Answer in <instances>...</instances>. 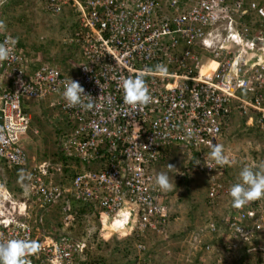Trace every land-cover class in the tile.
Returning a JSON list of instances; mask_svg holds the SVG:
<instances>
[{
	"label": "built area",
	"instance_id": "1",
	"mask_svg": "<svg viewBox=\"0 0 264 264\" xmlns=\"http://www.w3.org/2000/svg\"><path fill=\"white\" fill-rule=\"evenodd\" d=\"M9 1L0 0V21ZM70 3L81 11L69 39L75 50L70 71L28 57L0 26V43L12 48L0 62V165L20 170L34 203L15 199L0 185V240L36 241L40 248L26 257L28 264H91L82 257L83 241L53 235L57 228L38 241L39 231L28 222L32 205L45 210L64 192L53 181L60 167L37 161L24 142L32 123L24 102L47 99L69 126L58 137L61 155L90 167L73 176L67 191L97 204L105 218L124 216L137 239L132 264H153L140 242L149 232L169 240V208L155 177L173 159L171 149L185 154L183 171L206 178L209 213L193 248L198 264H231L241 248L264 264V197L232 206L228 189L237 179L227 176L238 159L232 151L225 149L228 164L204 163L210 145L220 143L238 117L244 129H264V52L252 49L255 39L264 40V0H47L57 12ZM212 62L215 69L203 72ZM157 64L166 65L167 73L148 71ZM140 72L152 99L131 107L120 84ZM70 77L97 98L93 109L67 106L63 82ZM73 216L65 214V227ZM210 240L219 242L222 254L208 261L215 248Z\"/></svg>",
	"mask_w": 264,
	"mask_h": 264
},
{
	"label": "rangeland",
	"instance_id": "2",
	"mask_svg": "<svg viewBox=\"0 0 264 264\" xmlns=\"http://www.w3.org/2000/svg\"><path fill=\"white\" fill-rule=\"evenodd\" d=\"M34 7L32 5L26 8L18 6V11L15 9L10 12L8 11V13L6 12L5 22L7 23L9 33L20 39L30 55L43 51V53L46 52L47 54L46 58H49V50L55 48L61 51L62 39L67 37L69 31L58 30L56 25L51 24L53 23L52 19L48 17L42 16L40 18L36 16L37 9L33 10ZM56 19L60 20L59 18ZM46 101L48 102L47 99ZM46 101L41 100L39 102L40 105L38 104L39 107L36 111L39 113L35 115L33 111L31 112L32 123L28 135L31 138L33 137L32 139L34 140L31 142L32 148L29 146V155L34 156L37 161L49 160L55 166L60 167L62 172L54 174L53 181L62 185L66 192L71 173L73 175L74 172L82 171L85 166L74 160L68 161V163L64 161L66 164L62 161V155L57 142L60 132L62 130L68 131L69 126L66 124L63 112L48 108ZM42 103L43 106L41 105ZM33 104L36 105L37 103L34 102ZM33 130H37L38 133L34 134ZM219 144L224 145L225 149L232 151L238 158L233 166L229 168L227 178L237 179L241 168L245 165H250L251 161L254 163L253 166L264 163V130L244 129L235 125L222 134ZM175 152L173 153L175 161L173 160L174 162L170 164L175 165V169H179V174L175 175L173 169L169 170L167 168L169 161L164 162V168L173 185L171 190L166 191V195L162 199V202L165 204H170L171 212L174 213V219H172V223L168 227L170 239L166 240L163 246L161 243L149 242L150 250L148 254L153 255L152 258L156 257V264H192L193 262L194 264H198L199 258L197 252L199 251L193 248L198 242L200 232L204 228L205 217L207 218V213H209L206 204V178L203 174L193 171H183L186 156L181 151ZM169 156H172V154L169 153ZM0 178L4 179V182L8 181L3 171H0ZM8 179L11 181L12 178ZM13 184L11 187L16 190L13 192L15 199L28 200L30 204H34L30 200L31 195L27 191L26 193L22 191V183L20 184V182L18 183V181L14 180ZM77 207L73 209L75 221L68 228L71 230L70 234L73 237L84 239L87 245H89V249L91 246L87 259L90 262H97L98 264H132L133 258L136 255L133 248V240L127 241L123 237L118 239L115 234L111 239H108L107 231L101 230L98 214L95 211L90 212L91 210L89 211L88 209L83 214L81 213V207L78 205ZM36 211L34 209V214H37ZM220 211H222L221 208L212 211V213L217 216V214L221 213ZM53 212L51 213L52 216ZM38 216L37 220L31 218V215H29L28 219L33 224L34 220L40 221L42 218L41 214ZM52 216L50 220L46 221L47 225L52 224L53 226L61 227V217L55 216L54 218ZM103 236L105 239H103ZM211 241H213L214 250L216 251L213 250V257L209 256L208 261L222 254V247L217 245L219 242L210 240L209 243ZM199 242L202 241L200 240ZM163 247L164 252H162ZM154 250L158 253L154 252ZM166 251L169 254H166ZM188 252L189 254L192 252L195 257L190 256L191 259H189V255L187 256ZM235 254V257L232 256L231 264H261L257 255L246 256L242 250H239Z\"/></svg>",
	"mask_w": 264,
	"mask_h": 264
},
{
	"label": "clouds",
	"instance_id": "3",
	"mask_svg": "<svg viewBox=\"0 0 264 264\" xmlns=\"http://www.w3.org/2000/svg\"><path fill=\"white\" fill-rule=\"evenodd\" d=\"M77 1L82 2L84 0H77ZM71 4L72 3L65 5L60 11L57 12L52 7L48 8L47 0H10L8 2V4L2 8L3 19H2V21H0V26H3V24H4L7 32L9 33V30L7 28V23L5 22V13L6 12L8 13V11L10 12V11L15 10V9H17V11H18V9H19V8H17L18 6H22L25 8L29 5L35 6L33 8V10L37 9V11H36L37 13L35 14L36 16H39L40 18L42 16L48 17V18L52 19L53 23H51V24L56 25L58 30H63V31H67V32L69 31L67 37L62 39V42H61V47H62L61 51L62 52L59 49L56 50L55 48H53V50H49V52H50L49 58H46V55H47L46 52L43 53V51H41V50H40L41 52H38L34 55H30L29 52L27 51V49L24 46H21L19 44L20 39L18 37L14 36L11 33H9V35L17 41V45L23 50V52L28 57H30L34 60L38 59L39 61L45 59V62L48 61V63H52L53 65L57 66L60 70L70 71L71 70V66H70L71 58L74 55V51H75L71 47V45L69 44V39L74 35V34H70V31L74 30V32H75V28L77 27L78 20H79L80 14H81V11L78 10V7L75 5L72 6ZM56 18H59L60 20H58ZM63 51H65V52H63ZM11 54H12V48L9 46L8 42L5 41L4 43H0V62H3L5 60L9 59L11 57ZM148 71H150L153 74L164 75L167 73V66L163 65V64H157V65L153 66L151 69H149ZM120 86H121V89L123 92V100H124V103L126 105L131 106V107H136V106L147 105L148 103L151 102L152 97L150 95V91H149V88L147 86L143 72L137 73L135 76L130 75L127 77H123ZM63 89L64 90L62 93V97L66 101V104L68 107H80L81 109H84V110H91L95 107V100L97 98H94L90 94H87L84 87L78 81L72 79L71 77H70V79H67L63 82ZM30 102H40V101H26V102H24L23 106L25 107L26 111H28V108L26 107V105ZM236 121L237 122H235L233 126L236 125V126L242 128V126H243L242 122L244 121V119L238 117L236 119ZM248 129L257 130V131H263L264 130V129L254 128V127H251ZM188 135L191 136L192 133L189 131ZM175 151H177V150L171 149V154H172L173 159L167 160V161H169V163L175 161L174 157H173V153H176ZM63 158H65V157H63ZM65 159L68 160L67 158H65ZM68 161H71V160H68ZM210 161L214 162L216 165H220V166H223V165L229 163V158L226 154V150H225L224 145L219 144V143L210 145V150L207 153H205L204 163L206 164V166L212 168V165L209 163ZM195 163L199 164L200 161L196 160ZM66 167H67V165H66ZM83 168H84L83 170H87V166H85ZM167 168L169 170H171V169L175 168V166L172 164H168ZM78 172H80V171H78ZM78 172H76V173H78ZM72 178H70V180ZM20 179H21V183H22L21 186H23V180L21 177V173H20ZM155 183L161 190H164L165 195H166V191L171 190L172 186H173L166 171L165 172L161 171L156 175ZM0 185L5 187L9 192H11L14 195V193L9 190V188L6 186L5 182H3L1 179H0ZM69 187H70V182H69V185L67 187L68 188L67 190H69ZM22 191H24V189H22ZM24 192L26 193V191H24ZM228 193H229V196L231 197L232 206L236 207V208H241L251 201H255V200L260 199L261 197H264V163H261L258 166H247L246 165V166L242 167L241 170L239 171L236 182H234L229 187ZM66 196L72 197L74 199V201L90 205V208H92V209L90 211V208L88 207V210L90 212L95 211L98 214L99 222L101 224V230L105 231V232L107 231L108 239H111V237L115 234V235H117L116 237L118 239H121V237H123V239H125L127 241L133 240V248H134V243H136L137 239L135 238L134 233L130 232L128 229L130 226L129 222H122V220H125L124 216L116 217L114 219L105 218L104 217L105 214H102L104 211L102 209H100L97 204L91 203L89 201L78 200L69 191L65 192V188H64V192L61 195V199L66 197ZM19 201H24V199L19 200ZM166 206L169 208V219H168V222L166 225V230L169 233L168 227H170V225L172 223V219H174V213L171 212L170 204H166ZM49 208H50V206L48 208H46L45 210H43L44 208L43 209L38 208L34 205H32L31 209L29 208L28 213H29V215L32 216L31 218H34L37 220L39 217L38 215H40V214L42 215V218L40 219V221L34 220L33 224L31 223L30 219H28V222L32 226L34 231L36 230L35 223H38L39 227H40V229L38 228V230H36V231L41 230L42 227L44 226V222H46V220H47L46 217L50 216V213H47V212H49V210H48ZM34 209L37 210L36 211L37 214H34ZM69 212L72 213V215H74L73 217H74V221H75V214H74L73 208H70V205L68 207L66 205L65 206V212L62 213L61 222L63 221V217L65 216V214H67ZM114 221H117V225L114 229H110L109 227ZM73 222L67 227H65L63 225V222H62L61 227L55 226V228H57V230H56V232H53L52 234L55 236H58V237L61 236V237H66V238H69L72 240L83 241L87 245V243L85 242L84 239L73 237L70 234L71 230L67 231L69 229L68 227H71ZM105 225H107V226H105ZM46 230H47V232H45V230H43V231H39V233H37L38 236H40L37 239L38 241L41 238H43L42 236H50L51 235L49 233L52 232V229L51 230L46 229ZM34 233H36V232H34ZM123 233L125 234V236H122ZM204 235H205V233H204ZM200 236H202L201 232H200ZM206 236L208 237V235H206ZM103 239H105L104 236H103ZM203 240L205 241V240H207V238L204 237ZM153 241L157 242V243H161L162 246L165 242L155 232H152V233L149 232L146 238L140 239V242L145 243L146 247H147V250L145 251L144 257L147 258L148 260H150L153 264H156V257L152 258L153 255L151 256L150 254H148V252L150 250L149 249V242H153ZM39 248H40V245L34 240H24V239L0 240V264H28L26 257L31 255V254L36 253L39 250ZM90 249H91V246H90ZM90 249H89V245H87V247L84 251L85 255L82 256L85 258V261L87 260L89 262H90V260L87 259V254H88ZM241 250H242V248H241ZM135 252H136V250H135ZM154 252H157V251L154 250ZM162 252H164V247H163ZM188 255H189V252L187 253V256ZM190 256L195 257V255L192 254V252L188 256V258H191ZM136 257H137V253L134 256V258H136ZM134 258H133V260H134ZM198 258H199V256H198ZM90 263L91 264H98L97 262H90ZM192 264H194V262Z\"/></svg>",
	"mask_w": 264,
	"mask_h": 264
},
{
	"label": "crops",
	"instance_id": "4",
	"mask_svg": "<svg viewBox=\"0 0 264 264\" xmlns=\"http://www.w3.org/2000/svg\"><path fill=\"white\" fill-rule=\"evenodd\" d=\"M34 102H30V104L28 103L27 105H26V107L28 108V111L29 112H32L33 111V114L35 113V115L37 114V113H39V112H36L37 110H38V104L40 105V103L39 102H36L37 104L36 105H34L33 104ZM34 105V106H33ZM42 106H43V103L41 104ZM33 138V137H32ZM29 135H27V137H24V142H25V144H26V146L28 147V149H29V146H31V148H32V141L34 140V139H32ZM17 172H18V179L16 180V181H18V183L20 182L21 183V179H20V170L19 169H17ZM6 177H7V180H8V182H10V187H9V190L10 191H12V192H14V188H12L11 187V185H14L13 183H14V178L12 177V179H11V181H9V179L8 178H10L9 176H8V174H6ZM55 182V181H54ZM55 183H57V182H55ZM11 189H13V190H11ZM16 191V190H15ZM67 197H69V196H66V197H64V198H62V199H64V200H62L61 199V196L58 198V201L57 202H54L53 204H51L50 205V208L48 209L49 211H51V212H49L50 213V216H49V218H48V216H47V220L46 221H48V220H50V217L52 216L51 215V213L53 212L54 214H53V216L52 217H54L55 218V216H60L61 218H62V213H64L65 212V204H63L64 203V201H66V199H67ZM61 202V203H60ZM67 204V203H66ZM69 206V205H68ZM71 208H73L72 206H70ZM54 209V210H53ZM60 212H59V211ZM48 215V214H47ZM62 222H61V219H60V224H61ZM35 227H36V230H38V228L40 229V227H39V224L38 223H35ZM49 227V228H48ZM55 228V226H53L52 224H50L49 226L47 225V223L46 222H44V226L42 227V229L41 230H39V231H43V230H45V232H47V230L46 229H54ZM57 230V229H56ZM67 231H69V229L67 230ZM42 233V232H41Z\"/></svg>",
	"mask_w": 264,
	"mask_h": 264
},
{
	"label": "trees",
	"instance_id": "5",
	"mask_svg": "<svg viewBox=\"0 0 264 264\" xmlns=\"http://www.w3.org/2000/svg\"><path fill=\"white\" fill-rule=\"evenodd\" d=\"M70 34H74V30H72V31H70ZM19 44L21 45V46H24L23 45V43H21V41H19ZM62 159V161L64 162V161H66V162H68V160H66L65 158H61ZM64 159V160H63ZM75 161H77V160H75ZM0 171H3V174L4 175H6V174H8V176L10 177V178H14L15 180H17L18 179V172H17V169L16 168H11V169H8L5 165H0ZM75 173L76 172H74L73 173V175H72V173H71V178L75 175ZM1 179V178H0ZM3 182H4V179H1ZM5 184H6V186L9 188L10 187V182H8V181H6L5 182ZM21 191V190H20ZM207 191H206V202H208V198H207ZM67 203V204H66ZM63 204H65V206L67 205V207H68V205H70V206H72L73 207V209H74V207H76V208H78L77 207V205L78 206H80L81 208V213H83L84 214V211L86 210V209H88V207L90 208V205H88V204H84V203H81V202H77V201H74V199L72 198V197H67V199H66V201H64V203ZM71 208V207H70ZM92 208H90V210H91Z\"/></svg>",
	"mask_w": 264,
	"mask_h": 264
},
{
	"label": "water",
	"instance_id": "6",
	"mask_svg": "<svg viewBox=\"0 0 264 264\" xmlns=\"http://www.w3.org/2000/svg\"><path fill=\"white\" fill-rule=\"evenodd\" d=\"M252 49L263 53L264 52V40L255 39L253 41Z\"/></svg>",
	"mask_w": 264,
	"mask_h": 264
},
{
	"label": "bare ground",
	"instance_id": "7",
	"mask_svg": "<svg viewBox=\"0 0 264 264\" xmlns=\"http://www.w3.org/2000/svg\"><path fill=\"white\" fill-rule=\"evenodd\" d=\"M215 67H216V64H215L214 62L209 63L208 67L205 68V69H203V72L211 71V70L215 69ZM116 225H117V221H114V222L110 225L109 228H110V229H114V228L116 227ZM105 226H107V225H105ZM122 236H125V234L123 233Z\"/></svg>",
	"mask_w": 264,
	"mask_h": 264
}]
</instances>
